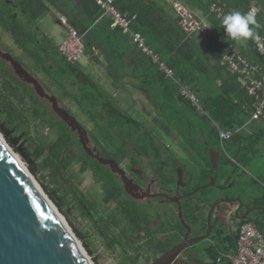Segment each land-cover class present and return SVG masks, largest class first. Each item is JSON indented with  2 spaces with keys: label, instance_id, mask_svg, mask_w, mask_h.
I'll return each instance as SVG.
<instances>
[{
  "label": "trees",
  "instance_id": "obj_1",
  "mask_svg": "<svg viewBox=\"0 0 264 264\" xmlns=\"http://www.w3.org/2000/svg\"><path fill=\"white\" fill-rule=\"evenodd\" d=\"M179 1L214 27L211 34L204 36L208 40L207 47L196 42L197 35L188 37L179 28L171 5L161 0L114 1L123 15L136 17L132 31L143 36L148 49L159 56L160 63L172 72L171 76L160 63L143 52L129 34L123 33L119 27L113 29V20L105 15L95 0H0V27L18 47L34 58L37 67L59 86L66 97L77 103L105 139L111 140L116 155L104 150L103 154L99 153V158H114L121 164L123 158L134 157V166L145 162L156 165L161 161L168 162L170 179L177 178L174 169L179 167L182 178L188 180L182 187L184 219L191 229L202 232L208 226L200 221L198 213L204 205L212 207L214 201L211 199L216 192H222L221 186L228 190L237 186L238 194L229 195V198L242 200L241 216L254 207H264V150L261 149L264 124L254 123L238 131L251 118L253 98L240 77L221 66V59L230 44L252 60L258 61L261 57L253 50L249 38L238 42L226 33L222 23L225 16L218 17L211 12L213 5L224 7L227 13L239 11L246 15L255 10L258 27H250L255 34L264 37V0ZM54 12L65 17L68 25L83 37L86 55L96 63L102 60L106 63L107 73L117 89L130 85L146 95L151 107L144 113L151 117L150 127L133 118L123 103L98 85L82 65L71 64L60 54L54 40L38 24L48 15L55 16ZM29 68L10 51L0 35V105L8 116L15 115L26 126L38 122L40 128L48 127L57 132L50 145L40 147L39 154L47 152V160L71 188H75L73 182L78 177L69 174L68 169L81 158V153L86 155L81 158L79 173H90L105 190L101 203L92 198L84 200L87 211L98 212L106 206H114L107 217L101 218L104 229H120V233L112 234L113 245L128 247L146 240L145 246L135 247L133 257L124 258V263L138 264L143 250L147 251L146 262L164 254L176 242L177 232L184 231L182 224L172 228L166 218L168 211L163 214L158 198L152 202L137 196L126 183L119 182L121 177L112 167L102 164L98 157L89 156L78 130L70 125L62 112L76 119L75 116L51 94L49 88L37 81L35 75L26 71ZM181 87H187L196 95L202 112L181 93ZM47 96L54 98L56 104ZM80 125L87 136L88 146L100 147V139ZM218 127L234 133L223 143L225 153L222 152ZM164 137H181L178 146L188 153L190 161L180 162ZM216 150L221 151V157L215 155ZM191 161L202 165L199 172L194 173L191 169ZM157 169L156 177H164L162 166ZM248 173L251 174L249 178ZM229 177L231 180L225 185ZM254 186H258V191L252 189ZM173 205L177 209V205ZM236 220L234 218L231 224L215 229L212 238L217 239V244L206 250L214 263L220 255L236 252L239 227L243 223L251 222L264 232V211L254 212L249 220Z\"/></svg>",
  "mask_w": 264,
  "mask_h": 264
},
{
  "label": "rangeland",
  "instance_id": "obj_2",
  "mask_svg": "<svg viewBox=\"0 0 264 264\" xmlns=\"http://www.w3.org/2000/svg\"><path fill=\"white\" fill-rule=\"evenodd\" d=\"M14 1L20 2L21 0ZM54 13L55 16L48 15L45 18L39 20L38 24L41 30L49 38L53 39L57 46H59L68 35L69 29L67 26L63 25L61 15H59L57 12ZM171 15L173 16L174 13ZM0 35L2 37L3 43L10 49V51L13 52L19 59H21L22 62H24L28 67H30L29 71H26L33 76L35 75L37 81L40 84L49 88L51 90V94L59 98L64 104L65 108L75 116L77 121L85 126L87 132H91L93 136H97L100 139L101 146H97L96 149H99L101 152V148L102 151L106 150L108 153L115 154V149H113L114 147L111 146V140L105 139V137L96 128L94 123H92L87 118V116L82 113L77 103L69 97H66L59 86L53 83L41 68L37 67L34 58L18 47L16 43H14L13 38L1 27ZM204 36L206 35H197L196 42L205 48L207 47L206 43L208 40H206ZM79 64L83 66L86 73L89 74L98 85L122 102L123 107L130 111L133 118L150 127L151 124L149 120H151V117L144 113V110L150 109L151 106L144 93L137 91L130 85H127V87L124 89H117L113 85L112 79L107 73L106 63H104L103 60L101 63H96L92 58H90L89 55H85V57L81 58ZM69 89L73 92L75 91L73 86H69ZM151 111L153 112L152 109ZM13 116L14 117L8 116V113L0 105V134L7 141L10 148H12V150L23 161L35 182L41 187L50 201L57 207L72 232L80 241L92 263L126 264L124 263V258L133 257L136 254L134 249L137 245H131L128 247L113 245L111 239L113 236L112 234L115 235V233H120V229H104L103 220L101 219L107 217V214L112 211L114 206L109 205L106 206L105 209L94 212L87 211V206L84 203V200L87 198H92L93 200L96 199L97 203H101L105 192L102 186L95 182V179L90 173L82 175L79 173L82 159L86 157V155L81 153L82 159L79 158L77 161H74L68 169L69 174H74V176L78 177L77 181L73 182L75 184V188H71L67 182L62 180L59 175L60 172L52 166L50 161L47 160V152L43 153L42 155L39 154L40 147H43L44 145L47 147L50 145V143L55 140L57 132L53 129L50 130L48 127L40 128L38 122H32L29 124V126H26L20 123L15 115ZM164 140L180 162L190 161L188 153L183 151L178 146L181 142V137H179V139L164 137ZM125 164L126 161L123 162L122 166H125ZM190 164L194 173H196V171L199 172L202 167L201 164L197 165L192 161ZM193 167H196V169H193ZM148 174H151V172L148 171ZM245 179L249 180L247 177ZM226 183L227 182H225V184ZM242 183L243 182H238V184ZM233 188L234 187L229 189L228 194L236 196L238 194V188L237 186L234 189ZM257 188L258 186L252 187L254 191H258ZM154 191L157 190H153V192ZM223 196L224 195H222V192H216L214 194V199L211 200H213L215 203ZM158 199L161 203L163 214L165 211H168L169 215L166 217H168L173 222L171 227L175 228L178 224V221L176 215H173L177 211L173 205L174 203L172 201H170V203L164 197H160ZM148 201L154 202L156 199H148ZM234 204H236V202L221 203L217 207L213 217V222L216 225L215 228L222 226L219 218L223 215L228 216L230 213L229 210L235 208V206H233ZM210 209L211 207L209 208L208 206L204 205L201 212L198 213V218L201 222H207ZM234 218L236 217L234 216ZM234 218L233 216L230 217L229 223ZM179 221L182 223L181 220ZM145 241L146 240L143 239L140 242L145 243ZM205 243L210 244L211 242L210 240L200 242L196 244L194 248L196 250H203V248L206 246ZM146 254L147 251L143 250V256L139 259L138 264L146 263Z\"/></svg>",
  "mask_w": 264,
  "mask_h": 264
},
{
  "label": "water",
  "instance_id": "obj_3",
  "mask_svg": "<svg viewBox=\"0 0 264 264\" xmlns=\"http://www.w3.org/2000/svg\"><path fill=\"white\" fill-rule=\"evenodd\" d=\"M21 70L19 67H17ZM22 75L28 77L20 71ZM46 95V93H44ZM56 104L54 98L47 96ZM62 111V110H60ZM64 118L70 125L79 132L80 140L84 148L89 151L88 139L80 123L70 115L62 112ZM107 166L112 167L115 172L126 180L132 192L141 198L147 197L134 183H132L126 173L113 160L98 158ZM178 170V167L176 166ZM179 179H182L181 171H178ZM231 177L227 179L230 182ZM182 182H179L180 186ZM171 201L178 205V212L182 223L188 231L183 243L174 247L156 261L150 264H173L175 259L191 245L208 239L213 233L214 226L212 219L217 207L221 203L239 202L240 208L235 217L238 221H245L253 211H263L264 207H256L248 210L243 216L240 211L243 208L241 199H219L210 209L208 214V233L188 241L191 234L190 228L183 220V210L181 197L178 195ZM0 264H87L83 256L71 241L66 231L54 217L53 212L45 204L42 196L34 187L28 176H26L12 161L9 154L0 144ZM219 264V263H202Z\"/></svg>",
  "mask_w": 264,
  "mask_h": 264
},
{
  "label": "built area",
  "instance_id": "obj_4",
  "mask_svg": "<svg viewBox=\"0 0 264 264\" xmlns=\"http://www.w3.org/2000/svg\"><path fill=\"white\" fill-rule=\"evenodd\" d=\"M96 3L104 11L105 15L113 20L112 28H121L123 33L129 34L132 40L138 44L139 48L149 55L154 62L160 63L159 56L148 49L144 38L140 33L132 31V25L136 17H128L123 15L114 5L115 0H95ZM171 5L176 17L178 18L179 28L188 36L193 35H209L213 32L214 27L204 17L192 12L179 0H161ZM255 11V10H254ZM211 12L218 17L225 16L227 10L224 7L213 5ZM256 12V11H255ZM254 12V13H255ZM64 26L69 29L68 35L58 46L60 54L71 64H78L81 58L85 57V44L83 37L77 30L68 25L65 17L61 18ZM253 50L261 57L258 61L248 58L240 49L235 48L233 44L229 45L221 59V66L225 67L231 74L240 77L242 85L246 88L248 94L253 98V111L251 118L246 124L239 129H246L254 123L264 124V37L253 32V36L249 38ZM220 38L219 42L222 43ZM263 58V59H262ZM168 75L172 72L160 63ZM181 93L188 98L193 106L197 107L200 112L202 108L196 95L187 87H181ZM221 143L229 141L234 133L225 131L218 127ZM219 264H264V235L258 230L254 224L250 222L243 223L239 227V236L237 240V249L235 253L223 254L218 258Z\"/></svg>",
  "mask_w": 264,
  "mask_h": 264
},
{
  "label": "flooded vegetation",
  "instance_id": "obj_5",
  "mask_svg": "<svg viewBox=\"0 0 264 264\" xmlns=\"http://www.w3.org/2000/svg\"><path fill=\"white\" fill-rule=\"evenodd\" d=\"M88 148H89V151L87 153L89 154V156L93 157L94 159L96 157L99 158V153L103 154V151H102L101 148H100L101 152L99 151V149L92 148L91 146H88ZM222 148H223L222 152L225 153V148H224L223 144H222ZM116 152L117 151H115V154H112V155L115 156ZM221 154H222L221 151H217L215 155L216 156L218 155V157H221L220 156ZM104 159H107V158H104ZM133 159H134V157H132V158L131 157L123 158L122 161H121V164H118V165L126 173L128 179L132 183H134L138 188H140V190L143 193L147 194V197H144L143 199H154V198L164 197L165 199H168L169 201H171V199L176 198L179 195L181 197V206H182V201H183L182 187H183L184 182H188V180H186L185 178L179 179L178 171H180V169H179L178 166H177L178 170L176 169V166H175V169H174L177 178L170 179L168 177L169 176L168 175V172H169V163L168 162L166 163L164 161H161V162H159V165H156V164L150 163V162L149 163L145 162V163L138 164L137 166H134L133 162H132ZM108 160L116 161L114 158H108ZM124 161H126V164H125V166H122ZM170 165L173 166V164H170ZM159 166H162V173L164 174V177H156L155 173L158 172L157 168ZM148 171H150L151 174H148ZM119 182L126 183V180L123 177H121ZM179 182H182V184L180 186L178 185ZM127 186L129 188V185H127ZM219 189L222 190V193H223L222 195H224L221 198L227 199V200L232 199V198H229V194H228L229 190L228 189H225V187H223V186H221ZM153 190H157V191L153 192ZM136 195L139 196L138 194H136ZM176 210L177 211L173 215H176L178 223H181L179 221L181 219H180L179 212H178V205H177V209ZM182 210H183V208H182ZM234 216H233V218H234ZM166 218H168V217H166ZM226 218L227 217H225V216L219 218V220L221 221V225L222 226H226V224H224L225 222H227ZM168 220H170V219L168 218ZM183 220L186 223V225L190 228L189 224L184 219V215H183ZM233 220H231L230 223H232ZM170 222L173 223L171 220H170ZM205 223L206 224L208 223V219H207V222H205ZM181 224L184 227V231L179 230L177 232L178 233L177 234L178 237L176 239V242L165 253H167L168 251H170L171 249H173L174 247L180 245L181 243H183L185 241V239L187 237V234H188V231L186 229V226L183 223H181ZM212 224L214 226L213 233L211 234V236L208 239L204 240V241L210 240L211 243L210 244L209 243H205L206 246H205V248H203V250H196L194 248V246L196 244L200 243V242L191 245L187 250L183 251L178 256V258L175 259L173 264L214 263L212 261L211 256L209 255V253L206 252V250H208L212 245H216L217 244V239H213L212 238V236L215 233V229H216L215 228L216 225L213 222V219H212ZM207 226H208V224H207ZM208 229H209V227H207V229L203 230L202 232H200V231L196 232V231H194L193 229L190 228L191 234H190V236H188L187 240L191 241L193 239H196V238L203 237V236L207 235ZM201 242H203V241H201ZM137 246H145V243L144 242H140V244L138 243ZM142 253H143V251L140 252L141 255H140L139 259L143 256ZM164 254H161L158 257L153 258L150 262H146L145 264H150V263L156 261L159 257H161Z\"/></svg>",
  "mask_w": 264,
  "mask_h": 264
},
{
  "label": "bare ground",
  "instance_id": "obj_6",
  "mask_svg": "<svg viewBox=\"0 0 264 264\" xmlns=\"http://www.w3.org/2000/svg\"><path fill=\"white\" fill-rule=\"evenodd\" d=\"M0 144L3 146V148L6 150V152L9 154L11 157L12 161L18 166V168L30 179L34 187L38 190L40 195L42 196L45 204L50 208V210L53 212L54 217L56 220L59 222V224L62 226V228L66 231L68 236L70 237L71 241L73 244L76 246V248L79 250L81 255L83 256L84 260L86 261L87 264H93L92 261L90 260L88 254L86 253L85 249L81 245L80 241L78 238L75 236V234L72 232L70 229L69 225L65 221L64 217L60 214L59 210L57 207L50 201V199L46 196L44 191L41 189V187L35 182L33 179L32 175L28 171L27 167L23 163V161L20 159V157L10 148L8 145L7 141L4 139V137L0 134Z\"/></svg>",
  "mask_w": 264,
  "mask_h": 264
},
{
  "label": "clouds",
  "instance_id": "obj_7",
  "mask_svg": "<svg viewBox=\"0 0 264 264\" xmlns=\"http://www.w3.org/2000/svg\"><path fill=\"white\" fill-rule=\"evenodd\" d=\"M225 31L234 40L244 42L253 36L250 25L258 27L254 13L241 14L239 11L225 15L222 21Z\"/></svg>",
  "mask_w": 264,
  "mask_h": 264
},
{
  "label": "crops",
  "instance_id": "obj_8",
  "mask_svg": "<svg viewBox=\"0 0 264 264\" xmlns=\"http://www.w3.org/2000/svg\"><path fill=\"white\" fill-rule=\"evenodd\" d=\"M261 149L264 150V142H263L262 145H261ZM247 176H248V178H249V176H251L250 173H248ZM249 191H250V192H253L252 189H250ZM238 199H239V198H238ZM233 206H235V208H232V209L229 210L230 213H229L228 216H227V215H223V216L227 217V218H226V219H227V222L224 223V224H226V225H227V224H230V223H229V221H230L229 218L232 217V216H234V215L237 213V210L240 208V204H239V202H236V204H234ZM243 208H244V204H243ZM243 208L241 209V211L243 210ZM254 208H256V207H254ZM249 210H253V208H252V209H249ZM241 211H240V212H241ZM247 211H248V210H247ZM247 211H246V212H247ZM263 211H264V210H263ZM246 212H245V213H246ZM254 212H259V211H253L252 214H253ZM245 213H244V214H245ZM233 214H234V215H233ZM244 214H243V215H244ZM252 214H251V215H252ZM243 215H242V216H243ZM251 215H250V216H251ZM223 216H221V217H223ZM250 216H249V219H250ZM249 219H248V220H249ZM219 221H220V220H219ZM250 223H251V222H250ZM252 224H253V223H252ZM261 232H262V231H261ZM262 234L264 235V232H262Z\"/></svg>",
  "mask_w": 264,
  "mask_h": 264
}]
</instances>
